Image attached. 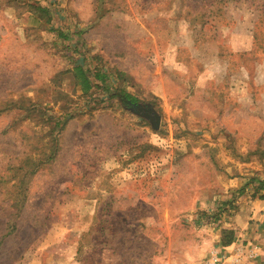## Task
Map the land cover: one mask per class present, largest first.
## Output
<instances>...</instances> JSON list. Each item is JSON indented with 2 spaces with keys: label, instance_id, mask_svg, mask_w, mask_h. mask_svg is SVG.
<instances>
[{
  "label": "rangeland",
  "instance_id": "obj_1",
  "mask_svg": "<svg viewBox=\"0 0 264 264\" xmlns=\"http://www.w3.org/2000/svg\"><path fill=\"white\" fill-rule=\"evenodd\" d=\"M260 182L264 0H0V264H264Z\"/></svg>",
  "mask_w": 264,
  "mask_h": 264
},
{
  "label": "trees",
  "instance_id": "obj_2",
  "mask_svg": "<svg viewBox=\"0 0 264 264\" xmlns=\"http://www.w3.org/2000/svg\"><path fill=\"white\" fill-rule=\"evenodd\" d=\"M39 10H41L42 12H45V8H39ZM77 49V48H76ZM74 76L75 79L77 80L78 84L80 85L81 89L85 92L90 91L92 88L95 89H104V91H108L109 90V86L106 85L105 81H106V74L101 72L100 70H94V72H92L89 68H84V65H76L74 67ZM125 99L127 101H132L134 100L132 97L126 95ZM56 126H58V124H55ZM260 187H264V182H260ZM8 225H7V232L5 233V235H9L11 233H13L15 231V223L14 222H10V220H8ZM233 232L232 231H224L223 234L225 237H227L228 239L226 241L223 242L224 246L229 245L232 241V237L231 234Z\"/></svg>",
  "mask_w": 264,
  "mask_h": 264
},
{
  "label": "built area",
  "instance_id": "obj_3",
  "mask_svg": "<svg viewBox=\"0 0 264 264\" xmlns=\"http://www.w3.org/2000/svg\"><path fill=\"white\" fill-rule=\"evenodd\" d=\"M259 251V247L255 244H238L226 253L213 250L203 264H249L257 259L260 254Z\"/></svg>",
  "mask_w": 264,
  "mask_h": 264
},
{
  "label": "crops",
  "instance_id": "obj_4",
  "mask_svg": "<svg viewBox=\"0 0 264 264\" xmlns=\"http://www.w3.org/2000/svg\"><path fill=\"white\" fill-rule=\"evenodd\" d=\"M231 244V243H230ZM235 245L232 244V245H228L226 247H221V250L225 249L226 251H229L232 247H234Z\"/></svg>",
  "mask_w": 264,
  "mask_h": 264
}]
</instances>
